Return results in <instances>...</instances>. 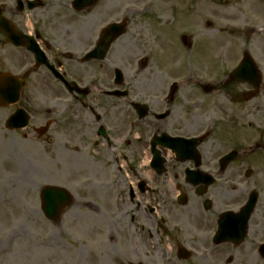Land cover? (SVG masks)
<instances>
[{
	"label": "flooded vegetation",
	"instance_id": "flooded-vegetation-1",
	"mask_svg": "<svg viewBox=\"0 0 264 264\" xmlns=\"http://www.w3.org/2000/svg\"><path fill=\"white\" fill-rule=\"evenodd\" d=\"M124 1L88 9L77 0H0L20 35L17 47L0 32V73L24 82L20 108L29 125L19 143H48L55 169L66 159L67 187L52 186L71 195L61 214L81 217L80 233L66 234L71 250L75 243L84 264H264V67L258 61L257 88L255 79L230 80L234 65L217 61L224 49L214 55L217 35L207 21L181 39L185 50H198L194 74L182 66L187 75L154 78L149 27L161 5ZM179 1L188 5L172 4L167 22L181 23L201 3ZM106 22H122V34L105 54ZM154 39L168 43L162 33ZM223 91L239 115L224 116L212 99ZM36 99L51 102L48 118ZM41 193L36 224L44 227L43 217L50 228L57 222L45 217ZM73 202L84 211H69Z\"/></svg>",
	"mask_w": 264,
	"mask_h": 264
},
{
	"label": "rangeland",
	"instance_id": "rangeland-1",
	"mask_svg": "<svg viewBox=\"0 0 264 264\" xmlns=\"http://www.w3.org/2000/svg\"><path fill=\"white\" fill-rule=\"evenodd\" d=\"M155 1L161 6L155 7V24L149 27V35L153 36L151 42L154 78L163 81V73L168 77L167 80L181 74L187 75L188 71L194 74V70L199 67V61L196 60L198 50H185L179 43V35L190 32L188 37H191L197 33L198 29L204 27L207 21L213 23L212 29L217 35L214 55H219L220 50L224 49L223 57L219 55L217 61L224 65L225 69L229 70L232 63L235 69L236 64L242 58V52L247 47L253 58H256L264 67V0H207L199 7H192L194 21L193 16L186 15L181 23L180 21L174 23L170 28L166 24L167 27L159 31L156 22L157 20L164 22L169 20H165L164 17L172 16L169 12L172 4L178 6L177 10L188 4L179 0ZM128 2L127 0L123 3L127 5ZM8 13L7 11L5 15H9ZM180 24L181 27L178 28ZM160 32L170 41L173 56L171 54L161 56L164 48L161 49L158 44L155 45L154 40L156 39L154 38ZM162 46H168V44L164 43ZM0 47L3 46L0 45ZM229 47L233 49L231 57ZM201 48L199 56L202 59L207 58L210 55V49L203 45ZM159 50L158 60L155 52L158 53ZM164 52L166 55L165 50ZM182 66L188 71L183 69L181 72ZM169 67L174 69H169ZM198 71L203 74L200 69ZM231 94V92L223 91L219 92L217 97H212L215 102H218V107L224 109V116L240 114L238 103L230 101L229 95ZM37 99L32 101L35 108L43 111L48 118L50 114L45 109L52 108L51 102L47 100L45 104H42ZM11 111L13 108L0 109V264H84L79 258L75 243L73 251L71 250L72 244L66 235L72 227H74V234L80 233L79 230L75 231V228H80L75 225L81 223L80 215L73 218L65 214L59 224H50V228L47 226L49 223L43 217L41 219L44 227L40 229L36 224V218L39 217L37 197L40 189L51 184L67 187L69 167L65 162L66 159L60 157L57 163L58 168L55 169L50 162L48 143L41 142L37 146L21 147L20 133H10L5 128L6 119L12 113ZM77 204L79 203H74V207L69 211L73 213L84 211L82 208H76ZM88 214L85 220L89 219V223L93 224L96 216L93 213L88 212ZM97 219L99 221L98 216ZM98 226L99 223L96 227Z\"/></svg>",
	"mask_w": 264,
	"mask_h": 264
},
{
	"label": "water",
	"instance_id": "water-1",
	"mask_svg": "<svg viewBox=\"0 0 264 264\" xmlns=\"http://www.w3.org/2000/svg\"><path fill=\"white\" fill-rule=\"evenodd\" d=\"M0 27L5 28V30H7V28H6L7 24L4 21L0 22ZM245 63H246V65H244V68L252 66L249 58H247ZM242 73H244L243 69L236 72L234 77L240 78L241 80L245 79L244 74H242ZM254 75H257V73L254 72ZM5 84H7L10 87H7V89L4 90L3 87H5ZM14 85H16V80H14L13 78L5 77L4 79L2 78V80H0V100H2L1 105L5 106L7 104L16 103L17 100L19 99V95H20V89L19 88L20 87L16 90H13L12 86L14 87ZM45 192L48 194V196L59 194L60 196H62V198L64 200L63 202L68 200L67 195L62 193V191L59 189L57 190L55 188H47L45 190Z\"/></svg>",
	"mask_w": 264,
	"mask_h": 264
}]
</instances>
